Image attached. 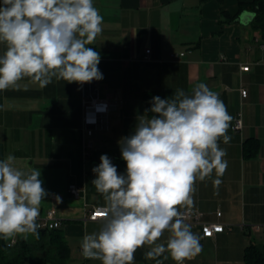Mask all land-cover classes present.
Here are the masks:
<instances>
[{
    "label": "crops",
    "instance_id": "crops-1",
    "mask_svg": "<svg viewBox=\"0 0 264 264\" xmlns=\"http://www.w3.org/2000/svg\"><path fill=\"white\" fill-rule=\"evenodd\" d=\"M240 1L252 0H93L103 24L102 33L89 46L100 53L103 79L93 80L90 89L99 99L116 103L104 129L83 123L82 100L89 91L84 84L54 78L41 88L24 78L0 91V161L11 154L17 168L41 172L42 187L49 195L41 202L39 216L49 209L56 211L69 248L67 264H101L85 259L80 247L86 234L103 225L102 220H84L92 207H105L103 195L92 185L96 178L92 169L100 164L101 155L111 161L121 158L118 141L134 133L141 115L148 117L143 93L153 91L161 99H172L177 89L190 95L199 83L219 94L233 118L240 113L243 127L233 131L232 119L227 131L230 142L219 141L228 164L219 177L221 183L214 184V171L204 181H196L192 194L190 209L202 213L199 223L218 222L224 230L207 238L201 235L199 223L186 222L200 237L202 251L185 264H245L247 246L264 248V50L260 47L264 39L249 26L250 11H242L237 22H219L222 12L237 13ZM146 49H150L147 59ZM5 51L6 45L0 43V55ZM170 52L185 56L171 60ZM244 66L247 71L241 70ZM241 89L247 91L245 98ZM85 140L94 141L86 158ZM245 147L254 153L247 156ZM72 185L81 189L77 198L69 192ZM169 235L164 232L157 243L166 245ZM20 238L24 239L0 237V244ZM33 239L30 234L24 240ZM150 247L138 248L133 264H175L167 252L148 259L145 253ZM45 252H37L36 259L42 260Z\"/></svg>",
    "mask_w": 264,
    "mask_h": 264
},
{
    "label": "clouds",
    "instance_id": "clouds-1",
    "mask_svg": "<svg viewBox=\"0 0 264 264\" xmlns=\"http://www.w3.org/2000/svg\"><path fill=\"white\" fill-rule=\"evenodd\" d=\"M102 24L93 0H0V43L6 45L0 55V91L24 78L41 88L54 78L81 85L103 79L100 53L89 46ZM146 113L150 118L141 115L134 133L118 141L125 174H118L106 154L92 169V185L105 207L98 217L100 230L82 239L85 259L133 264L137 249L148 245V259L167 252L175 264H185L202 251L200 237L179 209L193 206L197 180L215 171L214 184L221 183L228 164L219 141L230 142L233 117L204 83L190 95L177 89L172 99L154 96ZM15 159L10 154L0 161V237L5 240L39 236L40 205L49 195L41 172L21 170ZM166 231V245L157 243Z\"/></svg>",
    "mask_w": 264,
    "mask_h": 264
},
{
    "label": "trees",
    "instance_id": "trees-1",
    "mask_svg": "<svg viewBox=\"0 0 264 264\" xmlns=\"http://www.w3.org/2000/svg\"><path fill=\"white\" fill-rule=\"evenodd\" d=\"M215 1L222 3L223 0H199V3ZM253 13V18L249 23L252 31L256 32L261 39H264V0H252L250 2H239L238 11L234 15L221 13L219 22L233 23L237 22L239 14L244 11ZM154 96H159L157 92H144L143 100L146 109L151 107V100ZM160 97V96H159ZM150 118L151 113H146ZM256 147V146H255ZM247 156L254 153V150L244 148ZM112 164L116 166L117 171H126V162L122 158H115ZM39 232V231H38ZM32 241L17 239L13 245L5 243L0 244V264H67L69 259V248L60 229L44 230V234L34 235ZM45 250L42 260H37L35 254ZM243 260L245 264H264V248L259 245H249L245 248Z\"/></svg>",
    "mask_w": 264,
    "mask_h": 264
},
{
    "label": "built area",
    "instance_id": "built-area-1",
    "mask_svg": "<svg viewBox=\"0 0 264 264\" xmlns=\"http://www.w3.org/2000/svg\"><path fill=\"white\" fill-rule=\"evenodd\" d=\"M261 49L264 50V44L260 45ZM150 53V49L145 50V59L148 58ZM185 56L184 52H170L169 58L171 60H180ZM248 66L241 67L242 71H247ZM92 81L90 83L84 84L86 88L89 89L86 93V97L82 100V108H83V123L86 127L94 126L96 128L104 129L106 125V116L108 112L116 110V103L110 101L108 99H99L94 95V89L90 87ZM240 94L242 98H245L247 95V91L245 89L240 90ZM243 122L241 114L238 113L232 121V130L238 132L242 129ZM94 146L93 140H85L83 145V154L84 157H88L90 154V150ZM81 189L72 185L69 187V192L75 198L79 196ZM104 207H92L87 215L84 217V220L96 221L101 220L97 215L98 213L103 212ZM180 212L185 216V222H196L199 223L200 218L202 217V213L193 209H182ZM216 216L219 218L221 216V212L217 211ZM103 221V220H102ZM37 224L39 225L38 231L40 230H54L59 229L61 226V221L56 216V211L53 209H49L45 212L44 215L39 216L37 219ZM200 232L203 237H213L217 233H221L224 230V225L218 222H204L199 223ZM15 242L10 241L8 245H13Z\"/></svg>",
    "mask_w": 264,
    "mask_h": 264
},
{
    "label": "water",
    "instance_id": "water-1",
    "mask_svg": "<svg viewBox=\"0 0 264 264\" xmlns=\"http://www.w3.org/2000/svg\"><path fill=\"white\" fill-rule=\"evenodd\" d=\"M246 17H247L246 20H252V18H253V17H250V16H246ZM244 18H245V15H241L240 21L246 24L248 21H244ZM39 233L40 234H44V231L40 230Z\"/></svg>",
    "mask_w": 264,
    "mask_h": 264
},
{
    "label": "snow or ice",
    "instance_id": "snow-or-ice-1",
    "mask_svg": "<svg viewBox=\"0 0 264 264\" xmlns=\"http://www.w3.org/2000/svg\"><path fill=\"white\" fill-rule=\"evenodd\" d=\"M97 215H102V213H98Z\"/></svg>",
    "mask_w": 264,
    "mask_h": 264
}]
</instances>
